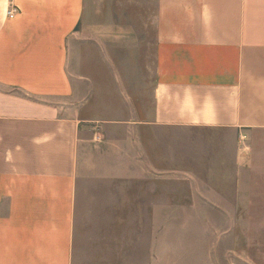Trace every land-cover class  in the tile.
I'll return each mask as SVG.
<instances>
[{
  "label": "crops",
  "instance_id": "1",
  "mask_svg": "<svg viewBox=\"0 0 264 264\" xmlns=\"http://www.w3.org/2000/svg\"><path fill=\"white\" fill-rule=\"evenodd\" d=\"M262 147L264 0H0V264H235L154 224Z\"/></svg>",
  "mask_w": 264,
  "mask_h": 264
},
{
  "label": "rangeland",
  "instance_id": "2",
  "mask_svg": "<svg viewBox=\"0 0 264 264\" xmlns=\"http://www.w3.org/2000/svg\"><path fill=\"white\" fill-rule=\"evenodd\" d=\"M255 163L257 167L244 176L245 190L227 191L228 201H221L222 206L192 201L183 185L176 187L170 196V221L155 223L154 230L169 231L171 236L211 232L218 241V255L227 254L235 264H264V152L257 154ZM237 198L243 199V205H235ZM231 248L234 253L228 252Z\"/></svg>",
  "mask_w": 264,
  "mask_h": 264
},
{
  "label": "built area",
  "instance_id": "3",
  "mask_svg": "<svg viewBox=\"0 0 264 264\" xmlns=\"http://www.w3.org/2000/svg\"><path fill=\"white\" fill-rule=\"evenodd\" d=\"M16 12H17V9L14 8V7H11V8L9 9V11L7 12V16H8L10 19H12V18L14 17V15L16 14Z\"/></svg>",
  "mask_w": 264,
  "mask_h": 264
}]
</instances>
